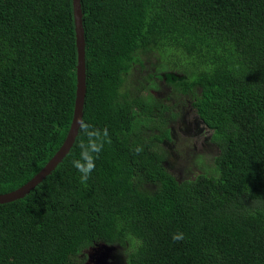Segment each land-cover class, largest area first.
I'll return each mask as SVG.
<instances>
[{"label":"trees","instance_id":"trees-1","mask_svg":"<svg viewBox=\"0 0 264 264\" xmlns=\"http://www.w3.org/2000/svg\"><path fill=\"white\" fill-rule=\"evenodd\" d=\"M82 121L107 140L86 183L75 141L23 198L0 203V264H264V0H81ZM164 54L141 84L127 77ZM173 65H179L173 69ZM72 0H0V194L64 143L77 88ZM159 80L158 81L156 80ZM185 97L217 155L177 179L162 160ZM169 118L161 117L163 109ZM159 112V114H158ZM153 132L149 137L147 132ZM184 233L181 241L172 234Z\"/></svg>","mask_w":264,"mask_h":264},{"label":"rangeland","instance_id":"rangeland-1","mask_svg":"<svg viewBox=\"0 0 264 264\" xmlns=\"http://www.w3.org/2000/svg\"><path fill=\"white\" fill-rule=\"evenodd\" d=\"M147 56L149 61L145 62L142 66L135 64L131 74L126 78L130 89L139 96H144L148 92L156 94L157 97L165 96L169 93L167 88L166 78L163 76L160 81L159 90L154 87H145L143 89L141 84L142 77H145L152 72H155L156 64L160 60L165 59L158 51L148 52ZM179 65L171 64L173 69ZM159 83V80L156 79ZM150 96L139 97L138 99L147 98ZM183 98L184 102L180 106L170 107L171 112L178 113L179 117L177 121H170L171 133L174 143L172 145H161V148L166 151V156L162 160L167 165L168 172H171L177 179L194 177L198 173L202 172V167H207L212 164L214 157L217 155L216 148L211 143L209 136L210 131L206 128V125L199 121L197 114L187 103L188 98ZM170 110L163 109L160 113L161 117L169 118ZM159 114V112H158ZM195 121L194 125L193 122ZM198 120V121H197ZM153 132H147L146 136L149 137ZM97 255L94 252H90L87 257H83L84 260L80 264H120V256L113 253H104L101 257L106 259L105 263H100ZM123 264V263H122Z\"/></svg>","mask_w":264,"mask_h":264},{"label":"water","instance_id":"water-1","mask_svg":"<svg viewBox=\"0 0 264 264\" xmlns=\"http://www.w3.org/2000/svg\"><path fill=\"white\" fill-rule=\"evenodd\" d=\"M74 10V21L76 31V46H77V88L74 115L72 118V125L67 134V137L55 153V155L46 163V165L28 182L19 188L0 194V203L14 201L23 198L29 193L43 178H45L62 160V158L69 151L70 147L75 141V137L79 130V121H82L83 106L86 96V42L84 35V28L82 23V8L81 0H72ZM114 251H107L106 253H113Z\"/></svg>","mask_w":264,"mask_h":264},{"label":"clouds","instance_id":"clouds-1","mask_svg":"<svg viewBox=\"0 0 264 264\" xmlns=\"http://www.w3.org/2000/svg\"><path fill=\"white\" fill-rule=\"evenodd\" d=\"M196 120H194L193 124ZM198 121V120H197ZM80 132L83 133L85 139L81 140L78 147L80 148L79 157L72 160V166L80 173V180L86 183L95 170L96 160L103 151L104 143L107 140V131L104 130L103 135L95 130L87 121H79ZM185 238L184 233L176 232L172 234L173 241H181Z\"/></svg>","mask_w":264,"mask_h":264},{"label":"flooded vegetation","instance_id":"flooded-vegetation-1","mask_svg":"<svg viewBox=\"0 0 264 264\" xmlns=\"http://www.w3.org/2000/svg\"><path fill=\"white\" fill-rule=\"evenodd\" d=\"M194 125H196V124H194Z\"/></svg>","mask_w":264,"mask_h":264}]
</instances>
